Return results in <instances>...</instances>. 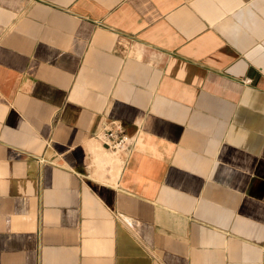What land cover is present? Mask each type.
<instances>
[{"label": "crops", "instance_id": "obj_1", "mask_svg": "<svg viewBox=\"0 0 264 264\" xmlns=\"http://www.w3.org/2000/svg\"><path fill=\"white\" fill-rule=\"evenodd\" d=\"M0 264H264V0H0Z\"/></svg>", "mask_w": 264, "mask_h": 264}, {"label": "built area", "instance_id": "obj_2", "mask_svg": "<svg viewBox=\"0 0 264 264\" xmlns=\"http://www.w3.org/2000/svg\"><path fill=\"white\" fill-rule=\"evenodd\" d=\"M139 131V127L136 126L132 132H128L122 121L108 120L100 125L94 138L103 149L117 154L122 161H126L138 140ZM42 161L40 158L39 164Z\"/></svg>", "mask_w": 264, "mask_h": 264}, {"label": "bare ground", "instance_id": "obj_3", "mask_svg": "<svg viewBox=\"0 0 264 264\" xmlns=\"http://www.w3.org/2000/svg\"><path fill=\"white\" fill-rule=\"evenodd\" d=\"M106 156H107V155H106ZM110 160H111V159H110ZM115 162L118 163L119 161H118L117 159H115ZM118 168H119V167H118ZM118 168H116V169H118Z\"/></svg>", "mask_w": 264, "mask_h": 264}, {"label": "rangeland", "instance_id": "obj_4", "mask_svg": "<svg viewBox=\"0 0 264 264\" xmlns=\"http://www.w3.org/2000/svg\"><path fill=\"white\" fill-rule=\"evenodd\" d=\"M94 144H97L95 141L93 142Z\"/></svg>", "mask_w": 264, "mask_h": 264}]
</instances>
